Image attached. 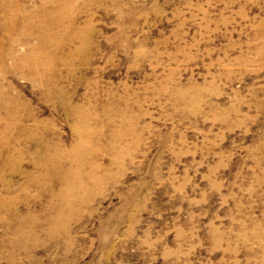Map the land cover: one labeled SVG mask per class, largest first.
Returning a JSON list of instances; mask_svg holds the SVG:
<instances>
[{
  "label": "rangeland",
  "instance_id": "1",
  "mask_svg": "<svg viewBox=\"0 0 264 264\" xmlns=\"http://www.w3.org/2000/svg\"><path fill=\"white\" fill-rule=\"evenodd\" d=\"M72 6L48 90L1 67L33 131L0 181V264H264V0ZM45 149L75 157L45 177Z\"/></svg>",
  "mask_w": 264,
  "mask_h": 264
},
{
  "label": "bare ground",
  "instance_id": "2",
  "mask_svg": "<svg viewBox=\"0 0 264 264\" xmlns=\"http://www.w3.org/2000/svg\"><path fill=\"white\" fill-rule=\"evenodd\" d=\"M22 1L23 0L21 1L20 0H0V71L2 70L1 67L2 68L6 67V65L9 64L8 60H11V65H9L10 67L7 65L8 67L2 70L3 72L5 70L3 76H5V74H11L12 76L13 75L15 76V74L17 73V75H20L21 78H30V79L32 78L31 80L34 86L40 85L41 87H45L46 90H48L50 87V83L48 82V79L46 78L45 73L49 71L50 68H48L49 66L48 64L42 65L40 56L47 55V52H45L46 49L42 48V46L46 45L48 46V48L57 47L59 48V51H60V49L63 48L65 45H68L70 42L72 43V40L74 39V37H76L74 35L82 34L81 31L77 29L78 27L75 25L76 23L74 20V16L72 14L71 6L74 0H34V1H40V5L35 7L34 10L30 11L31 13L27 10H23L26 8L21 3ZM30 1H33V0H30ZM24 3L26 4L27 0H24ZM34 19L38 20L37 25L34 24L36 21ZM68 20L69 22L68 24L67 23L66 24L68 25V30L71 29L70 30L71 32L69 31V33L63 30V28H67L65 22H67ZM24 34L33 35L35 37L38 36V38L41 40V44L38 46H36L35 44L34 46L36 47H30L28 45L29 52L19 53L20 47L23 46L24 44L22 41L23 40L22 37ZM54 53H57V52H54ZM72 54L74 55L75 53L72 52ZM51 62L55 64L53 60ZM50 65L53 66L52 64ZM1 74L2 73H0V75ZM9 76L7 77L9 78ZM11 87L13 86H11V84L9 83L8 85L0 84V156H2L3 154L4 155L6 154V160H7L6 164L4 162L5 165L1 166V169H0V181H2L4 175L7 174L8 171L5 173L6 169L8 167L9 168L14 167V163L19 162L22 158V157H18L17 160H13L14 157L12 159V157L10 156V154L13 155L12 154L13 148L11 147V143L13 142L12 140L13 136H15L16 133L17 134L23 133L24 135L31 136V132L33 131V130L32 131L30 130L31 128L30 129L23 128L24 123L27 122L29 119H31L30 121H32L33 118L30 116L26 117L25 115H22V113H24V109L26 105H24L20 94L13 93ZM79 112H81L80 114H82V111H79ZM83 117L81 119L82 121L80 120L81 123H79L77 127L79 128V130L80 128L85 129V130L87 129L85 128L87 124L85 125V118ZM79 148H81V146ZM57 151L59 152V150ZM70 154L64 155L60 151L58 154L53 156L54 154L52 155L50 150L45 149L43 152V155H41L44 158L41 157L42 159L40 161L38 160V163L36 162L37 160H35V162L38 165H40L43 169H45V172H43L44 176L49 177L52 175V173L50 172L51 167H64L66 165L67 158H70L71 160V158L73 159V157H75L73 156L75 155V153H73L72 155ZM61 157L64 158V161L62 160ZM60 159L62 162L60 161ZM63 162H65L64 165L62 164ZM2 165H3V162H2ZM16 171L13 170L14 173ZM78 174H79L78 170L73 172L67 169V167L65 168V172H63V179H65V181L67 182L68 188L65 190L63 194V199L66 197L68 199V196H69L68 193H72V191L74 192L81 188L80 184L78 183L79 181ZM5 203H6L5 201L1 200L2 205L3 204L5 205Z\"/></svg>",
  "mask_w": 264,
  "mask_h": 264
}]
</instances>
